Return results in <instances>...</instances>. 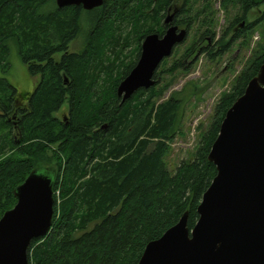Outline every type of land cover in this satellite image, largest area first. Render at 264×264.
<instances>
[{"label":"trees","instance_id":"trees-1","mask_svg":"<svg viewBox=\"0 0 264 264\" xmlns=\"http://www.w3.org/2000/svg\"><path fill=\"white\" fill-rule=\"evenodd\" d=\"M232 4L239 13L211 48L208 39L214 41L215 33L208 0L194 11L190 0H103L91 11L58 8L55 0H0V72L7 73L15 47L28 74L38 78L20 105L17 90L0 78V218L13 208L14 189L33 169H48L53 178L52 224L43 238L31 241L29 264H137L145 246L184 213L187 228L194 227L216 174L207 156L220 124L264 64V0H221L220 7L226 11ZM171 8L173 25L187 35L197 24L195 39L172 65L161 62L154 86L122 101L118 84L135 66L145 36L163 35ZM255 10L260 15L250 21ZM84 13L92 17L85 19ZM123 26L130 29L124 36ZM256 30L260 41L214 106L192 158L170 173L165 158L181 133L185 98H197V90L187 85L160 101L164 91L198 57L212 61L236 42L246 47ZM79 35L80 51L69 52ZM131 35L135 47L124 54ZM183 58L190 60L187 65ZM64 104L66 120L55 115Z\"/></svg>","mask_w":264,"mask_h":264},{"label":"water","instance_id":"water-1","mask_svg":"<svg viewBox=\"0 0 264 264\" xmlns=\"http://www.w3.org/2000/svg\"><path fill=\"white\" fill-rule=\"evenodd\" d=\"M58 8L91 11L103 0H55ZM165 17L161 37L145 36L138 60L118 84L129 99L155 85L154 73L187 36ZM216 169L187 228V213L160 238L149 242L137 264H264V64L227 110L207 156ZM52 175L37 167L13 191L15 205L0 218V264H29L28 248L52 224Z\"/></svg>","mask_w":264,"mask_h":264},{"label":"rangeland","instance_id":"rangeland-1","mask_svg":"<svg viewBox=\"0 0 264 264\" xmlns=\"http://www.w3.org/2000/svg\"><path fill=\"white\" fill-rule=\"evenodd\" d=\"M190 2L193 5L194 11L202 7L201 5L203 3L205 4L206 0H190ZM208 2L210 5L208 10L213 12V30L215 33L214 41H210V47L214 48L216 47L215 42L220 40L224 31L231 25L233 18L238 15L239 7L232 4L224 11L220 7L221 0H208ZM179 4L180 2L175 3L177 7ZM173 9L174 8H171L170 11L166 13L165 17L170 16L173 13ZM260 9L263 10L264 6L260 7ZM84 14H86L85 19L92 17L90 13ZM258 15H260V12L257 13L256 10L251 12L249 20L252 21ZM196 26L197 24L195 23L193 30L188 33L185 41L180 44L177 51H174L176 47L173 49L171 56L166 60V67L172 65L176 60H179L186 46L195 39L193 35ZM129 30L128 26H123L121 30L122 35L124 36ZM258 33V30L253 33L246 47L239 48V42H236L228 53L215 57L212 61H209L206 56L198 57V60L190 66L191 69L188 72H177L172 79L171 85L164 91L160 101L167 100L173 92L183 93L182 91L187 85L190 87V85L193 84V87L197 90V98L195 96H187L185 98L182 107L183 118L179 126L181 133L170 143L169 153L165 158L170 173H174L180 161H188L192 158L196 145L201 137V133L206 130L212 120L214 106L222 94L229 92L234 78L247 64L256 43L260 41V34ZM133 40V35H131L129 45L125 48L124 54H129V52L134 49L135 41ZM82 41L83 37L79 35L77 39L71 42L68 51H80ZM200 46L204 45L198 43L197 47ZM59 57L60 54L55 55V59ZM189 61L190 60H187V63ZM8 62L9 69L5 74L0 72V78L6 79L7 83L13 86L18 93L27 94L32 92L38 78L28 74L26 67L20 62L15 53V47L11 48ZM181 63H186V58H183ZM164 78L169 80L168 77ZM55 115L60 119L66 120L68 118L67 104H64L61 110Z\"/></svg>","mask_w":264,"mask_h":264},{"label":"flooded vegetation","instance_id":"flooded-vegetation-1","mask_svg":"<svg viewBox=\"0 0 264 264\" xmlns=\"http://www.w3.org/2000/svg\"><path fill=\"white\" fill-rule=\"evenodd\" d=\"M169 11H170V10H169ZM167 12H168V11H167ZM233 29H234V28H233ZM207 45L210 47V39H208V43H207ZM17 94H18L19 96H18ZM17 94H16L17 99H15V102H16L17 105H18V104L20 105V104H22V102H24L23 99L25 98V97H24L25 94H22V93H17ZM21 101H22V102H21ZM63 120H64V119H63Z\"/></svg>","mask_w":264,"mask_h":264}]
</instances>
